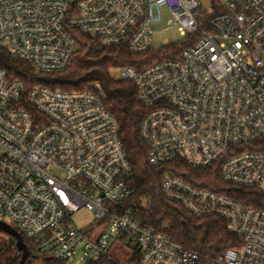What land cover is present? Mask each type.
<instances>
[{"label":"built area","instance_id":"obj_1","mask_svg":"<svg viewBox=\"0 0 264 264\" xmlns=\"http://www.w3.org/2000/svg\"><path fill=\"white\" fill-rule=\"evenodd\" d=\"M210 1L207 10L201 0H0V47L38 72L62 73L77 57V32L135 55L165 50L154 48L153 26L171 11V27L188 37L178 55L111 72L135 84L147 109L140 135L150 164L218 167L225 181L260 192L254 207L169 171L162 181L168 200L223 219L240 238L212 264H264V0ZM133 178L100 82L29 89L0 61V223L20 233L27 262L197 264L202 255L148 224L152 201L137 197ZM82 209L96 227L74 222ZM115 244L133 249L127 260L110 255Z\"/></svg>","mask_w":264,"mask_h":264},{"label":"trees","instance_id":"obj_2","mask_svg":"<svg viewBox=\"0 0 264 264\" xmlns=\"http://www.w3.org/2000/svg\"><path fill=\"white\" fill-rule=\"evenodd\" d=\"M77 41L80 46L77 57L62 73L38 72L29 62L10 56L2 47H0V61L11 79L25 81L29 89L45 86L82 91L88 89L89 84L100 82L106 90L110 110L121 125V136L134 173L132 183L137 189V197L152 201L153 211L147 217L148 224L170 235L185 249L202 255V259L197 264H212L217 256L240 244V238L228 231L223 219L195 216L182 204L168 200L162 191L164 174L168 171L172 172L195 186L230 195L248 206L259 205L260 192L225 181L218 167L198 169L182 160L159 166L150 164L149 146L140 135V126L147 109L139 101L135 84L132 81L116 79L111 72V69L118 67L132 66L139 69L169 57L165 54V50L173 51L178 55L182 47L170 45L157 53L135 55L126 47H101L97 41L80 32H77ZM21 260L22 257L8 258L4 263H0L21 264ZM44 262L67 264L52 258L45 259Z\"/></svg>","mask_w":264,"mask_h":264},{"label":"rangeland","instance_id":"obj_3","mask_svg":"<svg viewBox=\"0 0 264 264\" xmlns=\"http://www.w3.org/2000/svg\"><path fill=\"white\" fill-rule=\"evenodd\" d=\"M204 7L209 10L211 9L210 0H201ZM173 16L171 11L164 9L162 12L161 21L153 26V46L156 50L165 49L168 45H181L188 41L187 36L180 34L177 27H171ZM168 44V45H167ZM114 76L119 77V74L114 71ZM74 222L80 227L84 228L87 225L91 227L86 228L85 231H88L90 228L96 227L98 222H95L93 216L86 209H82L76 213L73 217ZM11 236L5 232L0 231V262L4 263L8 258L15 259L16 255L11 248L10 240ZM133 249L122 244H115L111 250L110 255L115 258L117 261L122 262L127 260L132 254ZM47 257H35L33 262L27 264H45V259ZM67 264H79L77 260Z\"/></svg>","mask_w":264,"mask_h":264},{"label":"water","instance_id":"obj_4","mask_svg":"<svg viewBox=\"0 0 264 264\" xmlns=\"http://www.w3.org/2000/svg\"><path fill=\"white\" fill-rule=\"evenodd\" d=\"M0 231L5 232L8 235H10L11 237H14L15 239H17L18 249L23 251V257L21 260V264H25L28 257H29V251H28L20 233L16 229L12 228L10 225L3 223V222L0 223Z\"/></svg>","mask_w":264,"mask_h":264}]
</instances>
